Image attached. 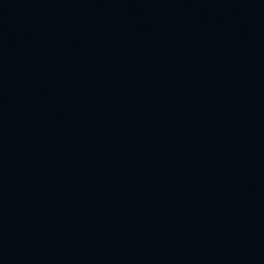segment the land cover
I'll use <instances>...</instances> for the list:
<instances>
[{
    "label": "water",
    "instance_id": "obj_1",
    "mask_svg": "<svg viewBox=\"0 0 264 264\" xmlns=\"http://www.w3.org/2000/svg\"><path fill=\"white\" fill-rule=\"evenodd\" d=\"M0 264H264V0H0Z\"/></svg>",
    "mask_w": 264,
    "mask_h": 264
}]
</instances>
